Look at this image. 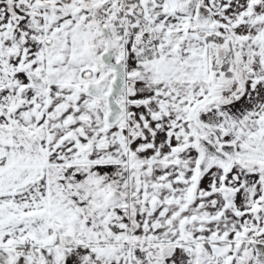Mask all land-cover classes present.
<instances>
[{"label":"snow or ice","instance_id":"snow-or-ice-1","mask_svg":"<svg viewBox=\"0 0 264 264\" xmlns=\"http://www.w3.org/2000/svg\"><path fill=\"white\" fill-rule=\"evenodd\" d=\"M0 264H264V0H0Z\"/></svg>","mask_w":264,"mask_h":264}]
</instances>
